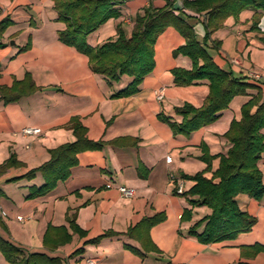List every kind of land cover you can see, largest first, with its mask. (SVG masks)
Here are the masks:
<instances>
[{
	"label": "crops",
	"instance_id": "0c3cea01",
	"mask_svg": "<svg viewBox=\"0 0 264 264\" xmlns=\"http://www.w3.org/2000/svg\"><path fill=\"white\" fill-rule=\"evenodd\" d=\"M149 1L126 2L121 15L89 34L87 43L97 47L115 38L117 27L129 35L134 15ZM151 3L154 8L165 4L163 0ZM174 8L202 41L204 17L183 15L180 0L174 2ZM253 15V10H244L237 18H227L223 27L211 34V40L219 45L213 48L210 41L206 45L217 66L236 77H247L261 91L264 103V13L256 29ZM56 18L51 0H0V22H12L0 37L5 44L0 48V86L9 87L29 73L38 87L18 101L0 102V165L10 156L19 162L0 172V236L25 254L45 253L60 258L62 264H88L87 260L95 264H264V252L251 256L248 249L264 245V195L260 201L246 195L236 198L239 207L256 218L251 231L234 240L202 244L189 230L210 210L196 206L190 219L182 220L184 209L190 206L177 192L179 183L182 193L186 192L193 185L188 177L205 169L206 163L200 159L204 153L227 150L229 145L222 135L250 96L234 97L215 122L189 136L173 135L159 115L178 122L181 117L174 108L184 103L199 107L208 92L205 81L185 87L173 83V68L191 67L189 58L173 55L184 42L180 34L167 28L158 37L155 67L135 94L112 97L131 78L124 75L109 84L92 72L84 54L58 40L57 32L64 25ZM28 42L30 47L20 51ZM251 73H257L259 79H252ZM159 89L163 90L160 101L155 97ZM72 118L85 128L88 140L106 144L100 150L77 154V165L69 178L49 194L25 199L28 188L40 186L43 180L38 173L32 180L22 177L49 159V149L75 140L67 128ZM27 126L39 127L41 134L21 135ZM114 140L118 144L110 143ZM217 162H211L213 169ZM259 167L264 183V153ZM120 186L133 189L134 197L121 196ZM72 213L84 235L73 233L69 242L54 251L45 249L47 226L67 227L66 217ZM159 213L164 220L148 233L157 251L144 252L140 242L125 233L143 218ZM202 229L203 225L196 231ZM106 232L114 234L97 243L88 242ZM0 264H10L1 253Z\"/></svg>",
	"mask_w": 264,
	"mask_h": 264
},
{
	"label": "trees",
	"instance_id": "16d2710c",
	"mask_svg": "<svg viewBox=\"0 0 264 264\" xmlns=\"http://www.w3.org/2000/svg\"><path fill=\"white\" fill-rule=\"evenodd\" d=\"M57 14V22L64 27L57 32L58 40L88 58L92 72L101 75L109 83L118 82L121 76L131 78L129 84L112 97H126L135 94L144 77L155 67V43L167 29L173 28L184 42L173 50V55L189 58V69L175 67L171 70L173 83L178 87L207 83L208 92L199 107L184 103L174 108L180 121L170 120L159 115L161 121L167 123L173 135L189 136L191 133L215 122L222 111L228 108L236 96H250L240 107L238 118L231 120L222 137L228 148L224 153L209 155L204 153L200 159L206 163L202 172L188 177L193 185L181 195L185 196L190 208L184 209L181 219H190L192 209L204 206L210 213L189 230V234L202 244H212L234 240L239 235L248 233L256 224V218L241 209L237 196L246 195L260 201L264 195V183L259 162L264 153V103L261 91L249 83L247 77H236L231 72L217 66L208 52L207 42L212 47L219 45L211 40V34L223 27L229 17L237 18L244 10H253V28L264 13V0H180L183 15H202L204 34L198 41L194 28L174 8L176 0H163L165 4L154 8L152 1L136 13L132 19L133 26L129 35L117 27L116 36L97 47L87 43V36L110 19L121 15V7L130 0H51ZM12 24L9 20L0 22V37ZM5 44L0 42V48ZM30 47L28 42L20 51ZM38 90L29 73L21 80H14L9 87L0 86V102L8 104L18 101ZM256 90L254 94L249 92ZM75 137L73 142L64 143L48 150L49 159L36 168L29 170L22 178L32 180L36 174L42 177L40 186H31L25 199L43 197L53 191L59 182L67 180L71 169L77 165V154L84 151L100 150L106 143L90 141L86 138L85 128L77 118H72L67 125ZM118 144V140L110 142ZM217 160L213 169L211 162ZM19 162L10 156L0 165V172ZM209 173V176H206ZM21 178V179H22ZM1 195V192H0ZM164 215L159 213L143 218L136 226L127 229L126 235L138 240L144 252L157 249L149 238L152 226L162 222ZM75 215L66 217L68 226L48 225L43 236V246L48 251L70 241L71 235L84 233L74 221ZM203 225L201 232L196 229ZM113 232L91 239L89 243H97ZM131 249L140 257L144 253ZM250 255L264 252V245L248 247ZM0 253L10 264H62L58 257H49L45 253L25 254L20 248L4 240L0 236ZM240 264V263H239Z\"/></svg>",
	"mask_w": 264,
	"mask_h": 264
},
{
	"label": "built area",
	"instance_id": "2783aa9c",
	"mask_svg": "<svg viewBox=\"0 0 264 264\" xmlns=\"http://www.w3.org/2000/svg\"><path fill=\"white\" fill-rule=\"evenodd\" d=\"M252 77L254 79H259V75H254V74L252 75L251 74V78ZM155 97L158 101L162 100L163 90L162 89L157 90L155 93ZM20 133L23 136H38L41 134V129L39 127L27 126V127L22 128ZM166 161L170 162V158H167ZM170 178L174 179V176L172 174H170ZM118 191L120 192L121 196H123L125 198H132V197H134V194H135L133 189L126 188L123 186L118 187ZM177 192L179 194L182 193V184L181 183H179L177 185ZM87 263L88 264H95V262L92 260H87Z\"/></svg>",
	"mask_w": 264,
	"mask_h": 264
},
{
	"label": "rangeland",
	"instance_id": "374dc122",
	"mask_svg": "<svg viewBox=\"0 0 264 264\" xmlns=\"http://www.w3.org/2000/svg\"><path fill=\"white\" fill-rule=\"evenodd\" d=\"M252 75L254 74V75H258L257 73H251ZM252 79H254L253 77H252ZM256 80V79H255Z\"/></svg>",
	"mask_w": 264,
	"mask_h": 264
}]
</instances>
